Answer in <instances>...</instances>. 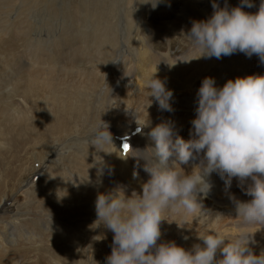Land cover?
<instances>
[{"label": "bare ground", "instance_id": "bare-ground-1", "mask_svg": "<svg viewBox=\"0 0 264 264\" xmlns=\"http://www.w3.org/2000/svg\"><path fill=\"white\" fill-rule=\"evenodd\" d=\"M191 1L203 12L213 9V0ZM229 1L232 7L240 5L236 0ZM183 2L157 0L153 8L151 0L148 3L142 0H0V119L6 118L7 130L21 124L30 128L27 123L34 122L33 133L11 144L22 149L29 145L28 150L42 161L47 158L53 172L46 170L49 179L56 174L53 171L56 163L62 166L68 162L73 170V190L78 191L75 193L80 201L76 199L84 215L94 216L98 194L122 189L128 197L133 192L142 195V186L150 178L144 170L149 161L143 156L123 157L127 154L122 151L125 140L113 133L111 127L120 134L137 129L139 132L133 136V141L127 143L132 149L145 150L155 146L147 135L152 127L170 122L175 135L181 137L182 123L197 115L198 90L205 77L214 76V58L184 61L200 55L194 43L171 40L170 31L176 32L175 27L154 26L148 19V16L165 13L166 8L174 15H177L175 12L184 13L182 7L186 3ZM223 2L218 1L221 8L225 5ZM118 53L124 55L120 58L121 65L114 68L115 62H120L115 61ZM246 57L252 73L264 75V63L259 57L255 54ZM110 68L115 73L114 78L108 75ZM153 74L172 91L169 101L172 111L161 110L155 98L149 95L146 84ZM227 81L226 74L220 76L218 82L215 80L216 87H223ZM136 120L139 122L134 126ZM147 121L149 126L141 130L139 124ZM102 123L108 125L112 134L113 144L105 146L111 153L90 144L93 133ZM53 153L57 155L54 160ZM151 159L156 161L157 158ZM174 161L178 163L175 155L170 157L168 166L173 167ZM199 162L197 157L180 167L190 173L193 164ZM134 172L137 175L134 176ZM209 180L212 188L208 198L201 200L204 213L200 219H193L183 210L179 213L169 211L165 216L176 220L188 216L206 227L209 233H222L231 238L234 228L227 225L220 231L218 223L225 217L223 212H229L228 209L220 210V205L231 204L230 199L225 202L227 198L222 191L229 198L230 189L222 185L223 180L216 172ZM32 193L34 190L28 189L26 200L20 204L12 201L18 194L8 196V202L2 204L5 210L17 209L12 216L19 222L0 228V264H64L51 254L55 244L45 246L44 238L40 237V245L29 242L33 234L30 229L34 228L31 224L33 212L38 207L29 203ZM24 208H29L30 212L20 218ZM99 227L103 229V238H112L113 247L111 230L102 223ZM160 227L165 237L171 231L166 225ZM10 230L24 232L29 241L18 239L22 233H18L17 238L11 237ZM183 234L179 231L174 241L177 245L182 246ZM95 240L96 235L90 242ZM99 249L92 244L89 253L80 254L78 264H95L93 257L99 255ZM33 253H39V257H31Z\"/></svg>", "mask_w": 264, "mask_h": 264}, {"label": "clouds", "instance_id": "clouds-1", "mask_svg": "<svg viewBox=\"0 0 264 264\" xmlns=\"http://www.w3.org/2000/svg\"><path fill=\"white\" fill-rule=\"evenodd\" d=\"M151 3L153 8L157 6V0ZM244 6L252 7V0H241V5L231 9L227 5L221 8L213 0L211 17L194 21L188 34L200 55L184 61L219 59L239 51L248 57L255 54L264 63V0L255 13L245 11ZM146 86L161 110L172 111L169 101L173 93L162 80L153 74ZM196 112L193 138L185 140L175 135L170 122H161L147 134L154 147L137 150L130 146L123 156H143L149 161L144 170L150 178L142 186V195L133 192L128 197L122 189L98 194L95 226L102 223L114 233L106 264H264V251L256 255L250 247L255 243L254 233L264 227V75L229 79L222 88L216 87L214 78L205 77L198 90ZM139 126L142 130L149 126L148 121ZM90 144L103 151L113 144L107 124L98 127ZM8 147L0 143V149ZM173 155L178 163L174 161L169 167ZM197 157L200 162L193 164L190 173L180 167ZM213 172L229 187L233 177L241 181L251 178L246 194L252 199L236 201V216L245 225L260 227L241 232L234 240L222 233L203 235V246L196 244L191 250L174 241L157 244L166 212L183 210L193 219L202 217L201 200L212 188L209 178ZM218 252L222 256L219 260Z\"/></svg>", "mask_w": 264, "mask_h": 264}, {"label": "rangeland", "instance_id": "rangeland-1", "mask_svg": "<svg viewBox=\"0 0 264 264\" xmlns=\"http://www.w3.org/2000/svg\"><path fill=\"white\" fill-rule=\"evenodd\" d=\"M183 1V3H186V6L182 7L184 13H182L183 11L181 13L175 12V14L177 15H174L172 13H169L171 11L166 8V10L164 11L165 13L157 14L153 17L148 16V19H150L149 21L154 26H166V29L171 28V26L172 28L175 27L174 29H176V32L170 31V39L180 42L182 41L187 44V42H193V38L188 35L190 33L193 22L210 18L213 14L212 10L214 9L210 10V12H203L195 8L191 0ZM218 1L220 0H216L217 3ZM236 2L241 5V0H236ZM260 3L261 0H252L253 6H244V8L247 12L255 13L259 10ZM223 4L227 5L229 9L232 8L231 3L229 5L227 3V0H224ZM166 7L169 6L166 5ZM121 55L123 56L124 54L118 53L117 60L115 61H120V58H122ZM213 58L214 69H212V71L214 70L216 82H218V78L220 79V76H224L225 74L228 76V80H235L237 77L254 74L250 69L249 60L247 59L246 54L243 52L237 51L232 55L222 56L219 59L215 57ZM117 65L120 66L121 61L117 63L115 62L114 68ZM108 72V75L114 78L115 73L113 72V69L110 68ZM202 72L203 75L206 76L205 74L207 73H205L204 71ZM214 76L210 74L207 77L214 78ZM195 117L189 119L191 120V122L189 120H186V123H182L183 127L180 128L182 132L181 137L185 140L193 138L194 130L192 120ZM6 121V118L5 120L0 119V127L2 128H0V143H6L9 145L7 149H0V199L2 200H0V215H3L0 218V228L9 224H14L15 222H19V219L13 218L12 216L17 209L15 210V208L9 207L5 210V208L2 207L3 203L8 202L9 199H7V197L12 194H18L19 196L14 197L15 199L13 198L12 201L15 204H20L24 202V200H26L25 198H27L28 189H33L34 193H32V196L28 198V200L30 204L33 203L38 207H36L33 212V218L36 222L34 220H31V224L34 225V228L32 227L30 229L31 231H33L31 237L32 239H30L29 241L27 238V234H25L24 232H19L18 230H10L8 234L13 238H17L19 236L18 233H22L21 237H19L18 239L32 242L36 246L37 244L40 245L41 239L44 238L43 240L45 246L55 244V248L53 247L51 249V254L54 253L56 255V258L61 259L60 261H63L64 264H78V262H80L79 259L81 258L80 254L84 252L89 253L91 245L95 244L96 249L100 248L99 255L96 254V257H93L96 259L95 264H106V258L111 254L112 251V238H103L101 236V232L103 231V229L99 226H94V222L97 221V213L92 216L91 214L84 215L82 212H80V196H77L78 194L75 193L78 192L76 189H74L76 191L73 190L74 183L72 180L74 179L71 178V173L73 170L69 168V163L64 162L66 163V165L62 166L60 165L61 163H56V166L54 167L55 170L53 169L56 174L55 176H53V178L49 179L47 177L48 175L46 176V170H48V172H52V170L50 169L47 158L44 157L45 160L42 161L37 154H34L31 150H28L29 145L25 146L22 149L15 148V146L13 147V145L11 144L13 140L23 139L26 135L29 136L31 133H33V131L36 129L35 127H32L34 122L29 121L27 123L30 128L21 124L19 126H15L13 130L8 127L7 130V125H5L7 124ZM138 122L139 121L136 120L134 126H136ZM111 128L113 129L112 132L116 133V135H119L121 139L123 136L125 143H127V141H130L131 143V141H133V136L139 132L137 129H132V131H129L131 132L130 134L129 132L126 133L125 131L123 135L116 132V129H114V127ZM131 128L129 130H131ZM11 130L14 132H12ZM13 149L16 150L13 151ZM51 155L53 160L57 157L56 153H53ZM59 159H56V162H59ZM183 168H185V166H183ZM4 175H6V177H4ZM222 180V185H224L225 187H229L226 186L225 180ZM2 182H4V184H2ZM13 182L15 184L14 186H11V183ZM252 183L253 181L251 180V178H247L246 180L241 181L239 180V178L233 177L229 187L231 193L230 197L228 198V195L225 193V191H222L224 197L227 198L225 202L229 201L230 199L231 204H226V206L228 205V207H226L225 205H220V210L226 211L228 209L229 212H223L225 217L218 223L221 226L220 231L223 230L227 225L234 228L235 231L233 232L231 238L226 237L229 240H234L241 232H253L260 227V225H245L244 223H242V218L236 216V201H250L252 199L250 195L246 194V189ZM76 198L79 199V201ZM204 198H208V196ZM28 212H30V209L24 208L20 212L19 217L21 218L27 216L29 214ZM220 214L222 213L220 212ZM172 218L173 217H166V221L164 223L161 222V226L166 225L167 228L171 231L166 234V237L161 235L159 240L157 241V244L173 242L175 240L177 241L180 231L184 233V242L182 243V246L185 249L188 248L187 250H191L193 248L192 244H194L195 242L196 244H200L201 246H203V240L200 238V236L212 234L209 233L206 227L196 224V222L188 216H183V218H181L180 220ZM34 222L36 226L35 224H33ZM106 229L109 230L108 228ZM95 235V242H90ZM110 235L114 236V233L112 232ZM185 237H187V239H185ZM254 240L255 243L250 244V247L256 255H259L262 251H264V227H261L254 233ZM227 242L228 241L226 240L225 243ZM47 255H50V253H47ZM31 257H36L37 259L39 257V253H33ZM221 258L222 256L218 252L216 259L219 260Z\"/></svg>", "mask_w": 264, "mask_h": 264}, {"label": "snow or ice", "instance_id": "snow-or-ice-1", "mask_svg": "<svg viewBox=\"0 0 264 264\" xmlns=\"http://www.w3.org/2000/svg\"><path fill=\"white\" fill-rule=\"evenodd\" d=\"M129 147H130V145L128 143H124L122 145V151H124L125 153H127L129 151Z\"/></svg>", "mask_w": 264, "mask_h": 264}]
</instances>
